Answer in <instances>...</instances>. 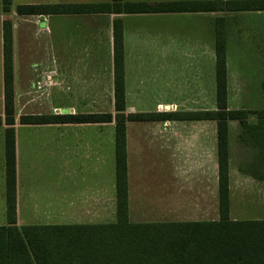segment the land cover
I'll use <instances>...</instances> for the list:
<instances>
[{
    "label": "crops",
    "instance_id": "1",
    "mask_svg": "<svg viewBox=\"0 0 264 264\" xmlns=\"http://www.w3.org/2000/svg\"><path fill=\"white\" fill-rule=\"evenodd\" d=\"M112 1L12 0L11 11L4 12L0 0V116L4 115L5 100L4 22L11 21L13 28L18 216L21 208L26 207L32 215H54L57 225L110 224L112 215L117 217L114 123L20 125L19 122L22 116L107 114L113 108L115 111L116 20L120 21L123 32L126 115L206 112L209 93L216 102L215 30L210 37L209 69L208 13L202 10V2L207 0L121 1L123 5L152 6L193 2L196 8L186 12L25 16L16 12L19 5L70 7ZM149 81L156 92L145 89ZM163 87L166 93L158 89L162 91ZM138 103H151L152 109L132 110V104ZM209 122L214 125L209 126ZM232 123L229 128L231 217L235 212L234 200L241 198L242 190L247 191L249 185L255 189L264 185V179L236 167L234 149L254 146L243 136L244 129L232 127ZM150 124L154 125L146 126ZM6 129L0 126V226L7 225ZM126 141L131 221L220 219L216 122H128ZM144 151L151 152L154 160L153 198L149 206L145 205L142 194L143 189H148L134 175L141 166L138 161L144 157ZM49 153L54 154L57 166L54 201L32 196L22 187L23 181L26 182V164L39 154ZM140 212L159 219L134 220Z\"/></svg>",
    "mask_w": 264,
    "mask_h": 264
},
{
    "label": "trees",
    "instance_id": "2",
    "mask_svg": "<svg viewBox=\"0 0 264 264\" xmlns=\"http://www.w3.org/2000/svg\"><path fill=\"white\" fill-rule=\"evenodd\" d=\"M122 0L90 6L19 5L18 15L57 13H158L186 12L193 2L152 6L121 4ZM10 12L12 0H2ZM198 5V3H197ZM199 7L197 6V10ZM225 14L264 12V0H207L202 10ZM1 11V8H0ZM216 108L202 113H137L126 115L123 32L114 22L115 113L77 116H22L20 125L114 123L116 128L117 221L110 224L27 225L17 224V158L15 142L14 47L11 21L4 34V115L0 126L6 132L7 225L0 226V264H264V219H233L230 201L231 122H240L254 139L264 158V109L232 110L228 101V19L215 20ZM213 121L218 128L220 219L217 221H131L128 211L127 141L128 122ZM247 134V135H248ZM264 179V178H261Z\"/></svg>",
    "mask_w": 264,
    "mask_h": 264
},
{
    "label": "rangeland",
    "instance_id": "3",
    "mask_svg": "<svg viewBox=\"0 0 264 264\" xmlns=\"http://www.w3.org/2000/svg\"><path fill=\"white\" fill-rule=\"evenodd\" d=\"M18 2L21 0H17ZM23 1V0H22ZM225 16L228 19V28L231 33L229 37L228 48V101L232 110H246L249 112L248 122L255 124L258 121L257 115L253 112L264 109V12H244L225 14L218 12L208 13V28H209V69L211 67V35L214 32V24L216 18ZM240 32V34H238ZM210 83V82H209ZM210 85V84H209ZM210 87V86H209ZM147 91L156 92V88L151 86V81L145 87ZM160 92L166 93V87L161 88ZM167 97V96H166ZM162 98V97H161ZM132 110H151V103L132 104ZM107 106V105H106ZM1 108V105H0ZM106 108V107H105ZM216 102L209 93L208 110H214ZM98 110V109H97ZM112 113H115L114 108ZM142 126L144 124H137ZM154 124L146 125L153 126ZM209 126L214 125L208 123ZM114 126V124H113ZM145 126V125H144ZM5 127V126H2ZM232 127H241L240 122H233ZM245 130V138L249 143L254 145L253 137ZM236 147L235 165L244 173L264 178V158L259 149L248 146L245 150ZM243 149V150H242ZM242 153V156H241ZM144 157L140 159L141 166H138L134 172L135 179L140 181V185L148 189H143V201L149 206L152 202V181H153V154L144 151ZM246 155V157L244 156ZM56 159L54 154H39L30 163L24 167V180L22 187H26V191L32 196L38 195L40 198H47L54 201L55 199V177H56ZM133 170V169H132ZM134 171V170H133ZM253 186V185H252ZM247 186V191L241 193V198L234 201V219H264V185L253 188ZM249 190V191H248ZM154 194V193H153ZM149 201L146 202V201ZM26 207L21 208L17 224L27 225H57L58 222L54 215H32ZM137 212H139L137 210ZM138 214V213H137ZM135 215L134 220L152 221L159 219V216H153L150 213ZM140 217V218H139ZM161 217V216H160ZM113 223L117 221L115 214L112 215Z\"/></svg>",
    "mask_w": 264,
    "mask_h": 264
}]
</instances>
